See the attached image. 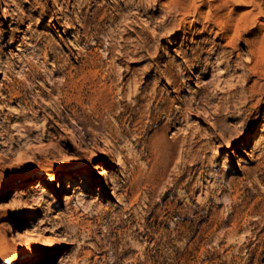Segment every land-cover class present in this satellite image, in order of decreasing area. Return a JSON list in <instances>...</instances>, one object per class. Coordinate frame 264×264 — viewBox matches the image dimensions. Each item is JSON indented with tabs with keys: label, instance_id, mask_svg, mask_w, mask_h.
<instances>
[{
	"label": "rangeland",
	"instance_id": "obj_1",
	"mask_svg": "<svg viewBox=\"0 0 264 264\" xmlns=\"http://www.w3.org/2000/svg\"><path fill=\"white\" fill-rule=\"evenodd\" d=\"M262 56L264 0H0V264H264Z\"/></svg>",
	"mask_w": 264,
	"mask_h": 264
},
{
	"label": "bare ground",
	"instance_id": "obj_2",
	"mask_svg": "<svg viewBox=\"0 0 264 264\" xmlns=\"http://www.w3.org/2000/svg\"><path fill=\"white\" fill-rule=\"evenodd\" d=\"M225 4V3H224ZM218 19L220 18V17H217ZM216 18V19H217ZM247 20H248V18H247V16L246 15H241V16H239L237 19H235L232 23V25L235 27V29H237L240 25H246L247 24ZM228 20L227 19H224V18H222V19H219V21H218V29L220 30V31H222L224 28H227V25H228ZM226 26V27H225ZM230 26V25H229ZM228 30V29H227ZM231 38V37H230ZM240 38V37H239ZM229 39V38H228ZM232 48V47H231ZM235 49V47H233V50ZM263 57V56H262ZM222 58V57H221ZM220 58V59H221ZM264 58V57H263ZM106 176V172H105V170H104V168L103 167H98V170H97V172H96V174H95V177L97 178V179H99V178H103V177H105ZM5 193V192H4ZM20 264H23V263H20Z\"/></svg>",
	"mask_w": 264,
	"mask_h": 264
}]
</instances>
